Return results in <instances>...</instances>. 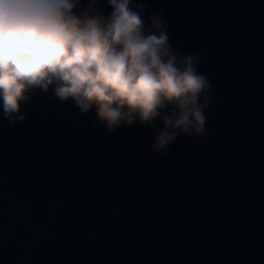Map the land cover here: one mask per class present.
Returning a JSON list of instances; mask_svg holds the SVG:
<instances>
[{
  "label": "water",
  "instance_id": "obj_1",
  "mask_svg": "<svg viewBox=\"0 0 264 264\" xmlns=\"http://www.w3.org/2000/svg\"><path fill=\"white\" fill-rule=\"evenodd\" d=\"M134 3L198 58L207 137L160 155L152 127L108 131L55 85L31 90L15 123L0 101V264H264V0Z\"/></svg>",
  "mask_w": 264,
  "mask_h": 264
},
{
  "label": "clouds",
  "instance_id": "obj_2",
  "mask_svg": "<svg viewBox=\"0 0 264 264\" xmlns=\"http://www.w3.org/2000/svg\"><path fill=\"white\" fill-rule=\"evenodd\" d=\"M97 2L78 14L80 0H0L5 116L26 119L20 112L28 93L55 85L56 98L72 99L80 113L95 108L108 131L137 120L152 127L160 155L178 135L207 137L204 109L214 97L198 58L171 49L161 14L146 27L144 4L108 0L112 11L104 16Z\"/></svg>",
  "mask_w": 264,
  "mask_h": 264
}]
</instances>
